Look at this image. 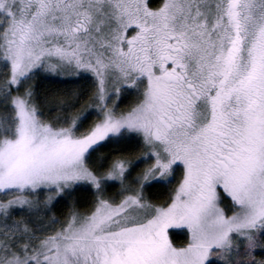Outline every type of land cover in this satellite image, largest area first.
I'll list each match as a JSON object with an SVG mask.
<instances>
[{"label": "snow or ice", "instance_id": "1", "mask_svg": "<svg viewBox=\"0 0 264 264\" xmlns=\"http://www.w3.org/2000/svg\"><path fill=\"white\" fill-rule=\"evenodd\" d=\"M0 264H264V0H0Z\"/></svg>", "mask_w": 264, "mask_h": 264}, {"label": "trees", "instance_id": "2", "mask_svg": "<svg viewBox=\"0 0 264 264\" xmlns=\"http://www.w3.org/2000/svg\"><path fill=\"white\" fill-rule=\"evenodd\" d=\"M60 87H72V85L71 84H69V85H61ZM181 237H180V235H177V239H180Z\"/></svg>", "mask_w": 264, "mask_h": 264}]
</instances>
